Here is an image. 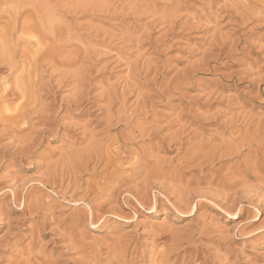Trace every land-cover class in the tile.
Instances as JSON below:
<instances>
[{
  "label": "rangeland",
  "instance_id": "1",
  "mask_svg": "<svg viewBox=\"0 0 264 264\" xmlns=\"http://www.w3.org/2000/svg\"><path fill=\"white\" fill-rule=\"evenodd\" d=\"M0 8V264H264V0Z\"/></svg>",
  "mask_w": 264,
  "mask_h": 264
},
{
  "label": "bare ground",
  "instance_id": "2",
  "mask_svg": "<svg viewBox=\"0 0 264 264\" xmlns=\"http://www.w3.org/2000/svg\"><path fill=\"white\" fill-rule=\"evenodd\" d=\"M0 1H1V0H0ZM4 1H5V0H4ZM6 1H7V0H6ZM14 1H15V0H14ZM10 2H11V1H10ZM10 2H9V3H10ZM6 4H7V3H6ZM0 10H1V8H0ZM3 10L5 11V9H3ZM4 11H3V12H4ZM13 11H14V10H13ZM1 12H2V10H1ZM3 12H2V14H3ZM4 13H6V11H5ZM8 13H9V12H8ZM11 14H12V13H11ZM11 14H10L9 16H11ZM16 14H17V13H16ZM16 17H17V15H16ZM16 17H15V20L17 19ZM13 21H14V19H12V23H13ZM17 21H18V20H17ZM17 21H16V22H17ZM17 23H18V22H17ZM12 25H13V24H12ZM16 25H17V24H16ZM14 26H15V21H14ZM14 26H13V27H14ZM10 27H11V26H10ZM8 29H10V28H8ZM11 29L13 30L12 27H11ZM11 29H10V31H11ZM14 29H15V27H14ZM12 32H13V31H12ZM9 35H10V34H9ZM10 36H11V35H10ZM10 36H9V38H10ZM6 38H7V37H4L3 40H5ZM9 38H8V40L11 41L12 39L10 40ZM3 40H2V41H3ZM8 40H6V41L8 42ZM15 40H16V39H15ZM15 40H14V42H15ZM6 41H5V42H6ZM16 41H17V40H16ZM1 43H2V42H1ZM6 44H7V43H6ZM16 44H17V46H18V43H17V42H16ZM16 44H13V45L15 46ZM4 46H5V43L3 42V48L0 49V52H1L0 54H1V55H2V54L4 55L5 53H7V54H6V57H7V58H9L8 55H10V54H12L13 52L17 51L16 49H14L13 52L10 51L11 49H9V51H8V50L5 49ZM6 46H7V45H6ZM8 46H9V45H8ZM17 46H16V48H17ZM10 48H11V46H10ZM35 48H36V47H35ZM1 50H2V51H1ZM12 50H13V48H12ZM28 51H29V50H28ZM30 52H31V51H29L28 54H30ZM8 53H9V54H8ZM15 53H17V52H15ZM15 53H14V54H15ZM21 53H24V52L22 51ZM25 53H26V52H25ZM31 53H33V52H31ZM14 54H13V55H14ZM1 55H0V56H1ZM33 55H37V54L34 53ZM11 56H12V55H11ZM15 56H16V55H15ZM24 56H26V55H24ZM31 56H32V55H30V57H31ZM30 57H29V58H30ZM32 57H34V56H32ZM21 58H22V60L24 59V61H25V59H26V58H24V57H21ZM10 59H11V58H10ZM13 59H14V57H13ZM20 60H21V59H20ZM29 60H30V59H27V61H29ZM7 61H8V60H7ZM5 62H6V61H5ZM12 62H14V61H12ZM25 62H26V61H25ZM30 62H31V60H30ZM30 62H29V63H30ZM8 63H9V62H8ZM27 63H28V62H27ZM2 64H5V63L2 62ZM30 65H31V63H30L29 65H26V66H30ZM31 66H32V65H31ZM24 67H25V65H23V68H21V69H23V71H24ZM29 69H30V67H29ZM21 73H22V72H21ZM21 73H20V74H21ZM5 79H8V78H4V79H3L4 81L2 80L3 82H1V83H2L3 85H4V83H5ZM15 86L19 87L18 84H16ZM22 87L25 88V86H22ZM22 87L20 86V88H16L18 94H19L18 89L20 90V89H22ZM3 89H4V88H3ZM25 90H26V89H25ZM20 91H21V90H20ZM24 92H25V91H24ZM17 93H16V94H17ZM22 93H23V92H22ZM16 94L13 95L15 98H16ZM18 94H17V95H18ZM8 95L12 97V94H8ZM8 95H7V96H8ZM9 96H8V97H9ZM18 96H19V95H18ZM2 97H3V96H2ZM11 97H10V99H9L10 102H11V100H13V99H11ZM14 97H12V98H14ZM19 97H20V99H21L22 96L20 95ZM17 98H18V97H17ZM17 98H16V100H17ZM0 99H3V98H0ZM9 100L6 99V102H5V103L7 104V101H9ZM18 100H19V99H18ZM4 106L6 107V105H4ZM17 106H18V105H17ZM7 107H9L10 109H13V110H14V108H13V107H10L9 104H8ZM7 107H6V108H7ZM4 109H5V108H4ZM5 110H6V109H5ZM5 110H4V111H5ZM7 110H8V109H7ZM8 111H9V113H10V110H8ZM8 111H7V113H8ZM5 112H6V111H5ZM11 114H12V113H10V115H11ZM15 115H16V113H15ZM11 118H12V116H11ZM238 139H239V140H233L234 143L237 144V145L234 144V146H236V147H239V144H240V145L242 144V140H240V138H238ZM228 143H229V142H228ZM257 148H258V147H257ZM255 149H256V148H255ZM258 149H259V150H258ZM258 149H256V150L253 151V152H256L257 150H258V151L261 150L260 148H258ZM248 151H249V150H248ZM253 152H252V153H253ZM154 203H155V202H154ZM195 205H196V204H195ZM184 206H188V205H184ZM190 207H191V206H190ZM192 207H193V206H192Z\"/></svg>",
  "mask_w": 264,
  "mask_h": 264
}]
</instances>
